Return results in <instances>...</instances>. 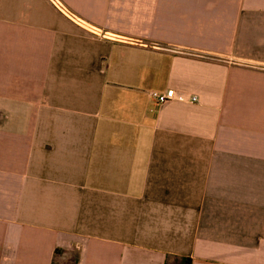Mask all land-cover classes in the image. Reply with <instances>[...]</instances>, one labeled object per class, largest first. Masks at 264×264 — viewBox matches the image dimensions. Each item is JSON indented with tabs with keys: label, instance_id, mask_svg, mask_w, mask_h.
<instances>
[{
	"label": "crops",
	"instance_id": "obj_1",
	"mask_svg": "<svg viewBox=\"0 0 264 264\" xmlns=\"http://www.w3.org/2000/svg\"><path fill=\"white\" fill-rule=\"evenodd\" d=\"M186 258L264 264V0H0V264Z\"/></svg>",
	"mask_w": 264,
	"mask_h": 264
},
{
	"label": "built area",
	"instance_id": "obj_2",
	"mask_svg": "<svg viewBox=\"0 0 264 264\" xmlns=\"http://www.w3.org/2000/svg\"><path fill=\"white\" fill-rule=\"evenodd\" d=\"M63 12L64 11V6L63 5H59L58 6ZM66 13V12H65ZM71 18H74L75 16H70ZM151 96L156 100V102L159 105H164L167 104L168 102L177 99V93L175 91V89L173 88H169L166 91H152L151 92ZM181 100L183 101H187V102H191V103H195L198 102V96L195 94H187V95H183L180 96Z\"/></svg>",
	"mask_w": 264,
	"mask_h": 264
},
{
	"label": "trees",
	"instance_id": "obj_3",
	"mask_svg": "<svg viewBox=\"0 0 264 264\" xmlns=\"http://www.w3.org/2000/svg\"><path fill=\"white\" fill-rule=\"evenodd\" d=\"M185 262H186V264H191V258H186Z\"/></svg>",
	"mask_w": 264,
	"mask_h": 264
}]
</instances>
